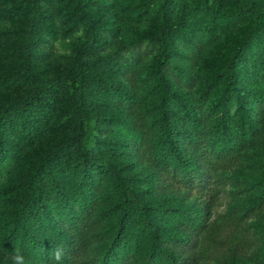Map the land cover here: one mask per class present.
Masks as SVG:
<instances>
[{
    "label": "trees",
    "instance_id": "16d2710c",
    "mask_svg": "<svg viewBox=\"0 0 264 264\" xmlns=\"http://www.w3.org/2000/svg\"><path fill=\"white\" fill-rule=\"evenodd\" d=\"M65 1L71 4V15L90 27L92 17L78 9L77 0ZM19 2L23 28L8 51L14 65L0 74V88L23 89L16 99L0 101V178L8 179L0 190V258L7 259L18 249L29 264H51L50 252L61 245L66 250L64 264H196L211 242L204 232L201 212L180 206L175 198L147 194L136 177L92 158L97 150L92 121L106 119L92 111V106L105 98H121L122 92L115 80L102 75L100 65L106 64L105 60H81L102 48V41L90 29L69 65L74 84L64 88L59 124L65 136L32 155L28 162L19 159L21 150L40 138L54 109L52 89L45 84L43 69L35 66L41 55L39 46L43 45L40 0ZM200 18L193 10L185 19L179 17L176 25L159 23L134 47L143 53L146 47L156 51L142 74L154 81L159 91L153 116L158 128L150 142L152 158L160 164L163 178L184 189L206 193L212 172L229 163V153L252 135L253 128L239 102H235L236 117L228 113V95L237 89L241 71L252 78L260 74L264 34L256 0H243L224 13L225 22L244 20L247 24L199 88L201 96L211 94L215 105L206 128L209 134L202 138L192 104L178 93L168 73L173 71L179 43L188 41L187 34ZM215 24L209 18L207 28L214 34ZM172 106L177 117L190 125L196 154L177 145L178 127L169 117ZM263 203L264 179L245 201L243 211ZM242 215L234 216V236L226 240L237 239ZM94 240L99 242L92 250Z\"/></svg>",
    "mask_w": 264,
    "mask_h": 264
},
{
    "label": "rangeland",
    "instance_id": "374dc122",
    "mask_svg": "<svg viewBox=\"0 0 264 264\" xmlns=\"http://www.w3.org/2000/svg\"><path fill=\"white\" fill-rule=\"evenodd\" d=\"M19 1L0 0V74L10 71L14 65L8 51L23 28L24 15ZM256 1L264 34V0ZM242 3L243 0H77L78 9L92 17L88 27L71 15L72 7L67 1L40 0L43 45L39 46L41 55L35 66L43 69L45 84L52 89L54 109L40 138L24 147L19 159L28 162L32 155L47 150L54 140L65 136L59 124L63 118L64 88L74 84L69 65L90 29L102 41V48L81 60H105L106 64L100 65L102 75L115 80L122 92L121 98H105L92 106V111L106 117L104 121H92L91 134L97 146L93 160L122 168L127 176L138 179V185L147 194L175 198L180 206L201 212L204 232L211 242L196 264H264V203L251 211H243L245 201L264 179V48L260 51V74L252 78L248 72L241 71L237 89L228 95V113L236 117L235 102H239L253 128L252 135L229 153V163L219 165L212 172L209 190L205 193L184 189L163 178L160 164L152 158L150 142L158 128L153 116L159 91L154 81L144 79L142 74L156 51L146 47L143 53L134 47L137 40H144L159 23L176 25L178 18L185 19L190 11L199 13L200 23L187 34L188 41L179 43V53L172 61L173 71L168 73L176 82L178 93L192 104L200 136L206 138L215 105L211 94L201 96L199 88L246 26L244 20L224 21V13ZM209 18L215 20V34L207 28ZM22 92L23 89L0 88V101L16 99ZM169 117L178 127L177 145L196 154L191 127L177 117L175 106L170 107ZM7 184V178H0V190ZM160 184H167V189L157 187ZM242 212L237 239L226 240L234 236L233 219ZM98 242L94 240L92 250ZM0 264H9V261L0 258Z\"/></svg>",
    "mask_w": 264,
    "mask_h": 264
},
{
    "label": "clouds",
    "instance_id": "9594fccd",
    "mask_svg": "<svg viewBox=\"0 0 264 264\" xmlns=\"http://www.w3.org/2000/svg\"><path fill=\"white\" fill-rule=\"evenodd\" d=\"M49 255L51 264H64L66 250L63 246L58 245L52 249ZM7 260L9 261V264H29L23 253L18 249H14L9 253Z\"/></svg>",
    "mask_w": 264,
    "mask_h": 264
}]
</instances>
